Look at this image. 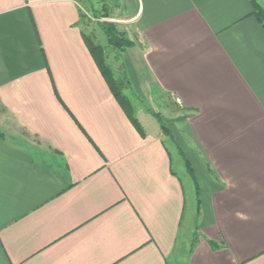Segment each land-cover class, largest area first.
Returning a JSON list of instances; mask_svg holds the SVG:
<instances>
[{"label": "crops", "instance_id": "1", "mask_svg": "<svg viewBox=\"0 0 264 264\" xmlns=\"http://www.w3.org/2000/svg\"><path fill=\"white\" fill-rule=\"evenodd\" d=\"M113 1L135 45L110 63L137 115L149 124L141 102L156 91L181 112L168 133L133 123L85 44L78 0H0V264H264L252 0Z\"/></svg>", "mask_w": 264, "mask_h": 264}, {"label": "rangeland", "instance_id": "2", "mask_svg": "<svg viewBox=\"0 0 264 264\" xmlns=\"http://www.w3.org/2000/svg\"><path fill=\"white\" fill-rule=\"evenodd\" d=\"M81 3V10L80 13L81 15H85L86 19L82 20L83 24V29L85 31V34L87 36H89L90 38H92L93 42L95 44L101 45L102 47L105 48L106 50V60L108 62V64H112L110 63L111 61V57L113 56L114 58H116V52L109 47L108 45H106L105 42V38L104 35L102 33V31L100 30L99 27V23L102 22H109L112 23L116 29L118 31H122L123 28L121 27L123 24H121L120 20L122 19V17L120 16L119 12L116 11V3L113 0H78ZM260 2V7L261 9L264 10V0H258ZM106 4L107 5V18H102L100 16L96 17L97 20L93 13L94 12H99L100 15H102V7L103 5ZM103 11H105L104 9H102ZM119 26V27H118ZM121 27V28H120ZM125 33V32H123ZM126 34V33H125ZM127 35V34H126ZM120 70L114 71V76L115 77H123L122 74H120L119 72ZM122 93L123 95H125L132 103L133 106V110L136 113L137 117L141 118V124L143 126L144 129H146L148 132H158V134H161L160 130H159V123L156 121L155 118H153L148 112V110L150 109V112L153 113H157V112H161V120L162 123L166 126L169 127V121L174 118L176 116V114H179L181 112V110L179 109V107L177 106V104H175V102L170 99L167 96H160L162 95L161 93H159L158 91H156V93H158L159 95V100L154 99L153 101H144L145 99H143V102H141V113H143L145 115V118L148 119L149 124H147V122L144 121V117L142 118L141 114L139 113L137 115V100L133 98V96H131V91L129 88H127L126 86H124V88L122 89ZM139 94V93H138ZM140 95V94H139ZM139 104V103H138ZM162 107V109L164 110H160L159 108ZM171 112V113H170ZM175 112V113H174ZM169 118V120H168ZM173 120V119H172ZM182 168V175H185V177L187 178V183H190V177L188 175H186L185 173V168L183 166H181ZM195 180V178H194ZM196 183V181H195ZM197 185V184H196ZM191 186V184H190ZM198 187V186H197Z\"/></svg>", "mask_w": 264, "mask_h": 264}, {"label": "trees", "instance_id": "3", "mask_svg": "<svg viewBox=\"0 0 264 264\" xmlns=\"http://www.w3.org/2000/svg\"><path fill=\"white\" fill-rule=\"evenodd\" d=\"M253 7L255 8V14L257 20L264 24V10L261 9V7L257 4L255 0H252ZM104 9L105 11H103ZM102 15L99 14V12H94L93 15L94 17H102V18H107L108 15L106 13L107 11V5L104 4L102 7ZM82 20L86 19L85 15H81ZM97 19V18H96ZM99 20V19H97ZM100 30L102 31L106 45L111 47L117 55L120 53L124 52L126 49H129L133 47L134 41L131 40L125 33L119 32L116 27L109 22H102L99 23ZM85 44L88 47L101 75L107 82V85L115 98V100L119 103L121 108L125 111V113L129 116L130 119H132L133 123L138 126V122L135 118V111L133 110V106L131 101L122 93V89L124 86L129 88V83L125 77H115L113 73V69L110 64H108L106 60V50L104 47L101 45L95 44L89 36L85 38ZM155 119L161 124L160 127L161 129L165 132L168 133V130L166 126L162 123V120L158 114H153ZM170 135V133H169ZM3 136L2 131L0 130V138ZM171 136V135H170ZM185 165L188 169V173L193 179V182L195 184V190H196V197L198 199V187L195 183L193 172L191 170L190 165L185 161ZM194 242V241H193Z\"/></svg>", "mask_w": 264, "mask_h": 264}]
</instances>
